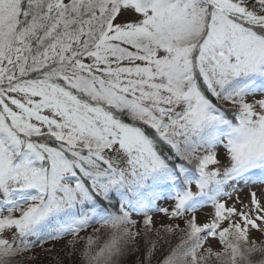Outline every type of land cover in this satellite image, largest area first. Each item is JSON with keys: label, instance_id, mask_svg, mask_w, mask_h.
<instances>
[{"label": "rangeland", "instance_id": "obj_1", "mask_svg": "<svg viewBox=\"0 0 264 264\" xmlns=\"http://www.w3.org/2000/svg\"><path fill=\"white\" fill-rule=\"evenodd\" d=\"M60 1L41 3H72L71 19L96 13L83 33L91 34L89 47L100 40L105 44L84 57L87 46L79 47L75 35H57L42 56L63 79L62 87H56L25 80L27 67L19 66L31 51L25 31H16L18 18L36 0H0V264H113V259L116 264H177L195 243L203 259L209 254L220 264H264V181L237 176L240 169L264 161L262 86L253 87V95L246 98L233 94L221 99L225 107L244 105L243 128L212 148L188 151L211 120V101L198 88L195 55L210 91L220 93L238 77L264 72V37L220 11L209 13L203 8L206 0H157L144 7L134 0H98L86 11L75 6V0ZM80 1L88 5L89 0ZM214 2L264 26V0ZM64 13L55 30L68 26ZM138 34L140 42L135 43ZM65 87L86 101L89 95L129 100L145 109L147 116L140 120L155 125L188 165L203 158L209 163L203 178L193 181L184 195L181 188L177 193L167 190L164 199L149 207L150 212L159 211L148 220L146 212L134 209L117 225L97 226L30 248L49 218L89 201L68 160L33 136H52L65 144L86 176H92L93 159L105 163L113 177L101 194L120 184L131 188L146 183L161 169V157L142 134L80 103ZM214 182L223 186V194H230L210 203L207 192ZM65 225L64 232H70Z\"/></svg>", "mask_w": 264, "mask_h": 264}, {"label": "trees", "instance_id": "obj_2", "mask_svg": "<svg viewBox=\"0 0 264 264\" xmlns=\"http://www.w3.org/2000/svg\"><path fill=\"white\" fill-rule=\"evenodd\" d=\"M134 1L144 7L143 3L151 6V4H154L157 0ZM36 2L32 4V7L28 8L29 11L23 7L24 9L22 8V14L18 18L16 31L18 34L25 31L24 34H27L24 36L26 38V45H28L31 51L30 58L27 57L28 60L21 63L19 66L27 67L26 72L28 75H26L27 77H25V80H41L48 83L51 82L56 87H62L61 85L63 84L61 81L63 79L59 78V76L52 71V68L55 69L54 64L49 65L50 61L48 59L42 60V56L46 50H49V48L52 47L51 43L57 39V35L66 31H70L73 35H75V38L79 39V47L83 45L87 46H85L86 48L81 56L86 57L87 55L98 51V47H103L105 43L100 40L97 41V46L95 45V48L89 47V42L93 40L91 38V34L89 35L87 33L85 35L83 33V30L86 28L85 25H88L87 22L91 19H96V13L89 15L87 12H84L81 20H77L74 17L71 19L70 17L73 16L70 12L72 3H63L61 5L57 4L55 6H51L41 3V0H39L38 3ZM62 2L63 0L60 1V3ZM87 2L88 5L86 3L85 5H80L81 1L75 0L74 5L78 8L80 7V9H82L81 11H86L93 8L92 3H97L98 0H89ZM43 4L47 8L46 10L42 9L41 5ZM148 6L147 10L149 9ZM204 7L208 8L209 13H211L212 9L220 11L236 23L245 26V28L255 32L257 35L264 37V26L256 24L244 16L228 12L224 8L216 5L214 0H206V5L203 6V8ZM38 10H40V13L37 12ZM61 12H65L64 15L65 18L67 17L68 26L63 29L58 28L55 30L53 26L59 19ZM140 36L141 35L133 38V41L137 43L135 41L136 39L140 42ZM120 45L122 46L121 42ZM76 48L74 49L75 53L76 50H78ZM127 52L130 53L129 50ZM130 54V57L134 56L133 52ZM135 54L138 55L137 53ZM196 58V64L198 65L196 72L200 75L198 81L200 84H198V88L201 96H203L206 100L211 101L208 108L211 120L207 123L204 129L197 134V137L195 136L196 139L189 143V154L190 151L193 153V150L198 147L212 148L219 141L221 142L224 137L232 136L231 131H238L244 127V118L246 115L244 105L239 104L237 105L238 108L225 107L222 104L221 99H225L226 95L228 97L233 94H237L238 98H246L247 95H253V87L259 85L262 86L259 91L264 92V72H261L258 75L238 77L229 82V84L226 85L220 93H216L215 91L212 92L210 91L208 84H206L208 78H206L204 73L199 70L200 58L195 55V59ZM41 64L47 67L40 68ZM47 68L50 70H47ZM64 91L72 93V95L80 103L99 108L106 112L114 121L120 123L121 125L128 126L142 134L152 145L155 153L161 157V169L158 173L152 174L146 183H139L131 188L120 184L106 194H101L105 183L107 184L111 181V177H113L111 170L105 163L93 159L94 169L91 174L92 176H86L81 173L79 166L81 164L80 160H77L73 156V154L66 148L67 146L65 144L57 142L54 138H52V136H45V138L33 136V140L36 142L41 141L46 144L47 147L60 151L61 154L68 160L69 166H72V171L79 176L77 179L85 186L89 195V201L83 205L75 203L76 205H74L69 212L62 213V215L57 218L54 216L49 218L46 221V227L43 230V233L36 239L35 243L30 244L32 245L30 248L53 241L56 237L64 238L68 235H75L86 229L97 226L109 228V226L117 225V223L125 221L127 214L133 215L132 212L134 209H137L142 213L146 212L147 214L143 215V217L145 216L144 220H148L152 215L159 211L158 208H155L154 210H151L152 212H150L148 210L149 207L153 208V206H156L161 199H164L167 194V190L171 189L173 193H177L179 191L178 189L181 188L184 195L189 191V186L193 181H200L203 178L204 171L208 168L209 163L203 158L193 166L190 164L188 165L184 158L179 155V152L176 151L169 143L165 135L155 129V125L146 123L147 121L143 122V120H140L141 117L145 118L147 116L145 109L134 107L130 102H128L129 100H112L111 98H109V100H104L103 98H94L89 95L87 96L88 101H86L83 96L80 97V95L74 92V90H71V92L65 87ZM210 160L213 161V157H210ZM39 167V165H34L35 169H39ZM241 175H249L250 177H257V179L264 180V161H258L255 164L246 166L237 176ZM96 177L99 179L96 180ZM222 188L223 186L218 182H214L210 185L207 192L210 203L217 202L220 199V195L229 196L230 193L226 190L223 194ZM127 204H129L131 210L127 208ZM65 224L69 225L68 229H70V232H64V230H66ZM59 228L63 229V232H58L60 231ZM192 244L194 243L192 242ZM211 257L212 256L208 254V256L203 259V255L200 252L198 245L195 243L192 245L190 251L186 249V251L180 256L181 259H178L177 264H203L204 262H208V264H220L213 261V258ZM112 262L113 264H116L115 259H113Z\"/></svg>", "mask_w": 264, "mask_h": 264}]
</instances>
